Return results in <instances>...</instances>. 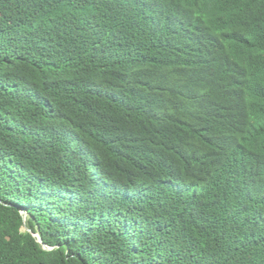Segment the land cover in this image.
Here are the masks:
<instances>
[{
	"label": "trees",
	"instance_id": "1",
	"mask_svg": "<svg viewBox=\"0 0 264 264\" xmlns=\"http://www.w3.org/2000/svg\"><path fill=\"white\" fill-rule=\"evenodd\" d=\"M0 264H264V0H0Z\"/></svg>",
	"mask_w": 264,
	"mask_h": 264
}]
</instances>
